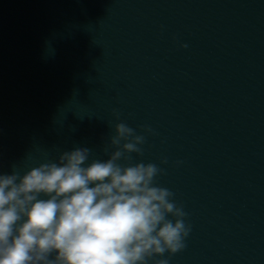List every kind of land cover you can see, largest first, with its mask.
<instances>
[{
  "label": "water",
  "instance_id": "95a60500",
  "mask_svg": "<svg viewBox=\"0 0 264 264\" xmlns=\"http://www.w3.org/2000/svg\"><path fill=\"white\" fill-rule=\"evenodd\" d=\"M121 122L191 227L148 264H224L264 207V0H0V174Z\"/></svg>",
  "mask_w": 264,
  "mask_h": 264
},
{
  "label": "clouds",
  "instance_id": "9594fccd",
  "mask_svg": "<svg viewBox=\"0 0 264 264\" xmlns=\"http://www.w3.org/2000/svg\"><path fill=\"white\" fill-rule=\"evenodd\" d=\"M115 129L107 161L85 166L91 150L76 148L0 174V264H148L186 247L187 213L154 182L163 169L119 162L142 153L145 137L123 122Z\"/></svg>",
  "mask_w": 264,
  "mask_h": 264
}]
</instances>
